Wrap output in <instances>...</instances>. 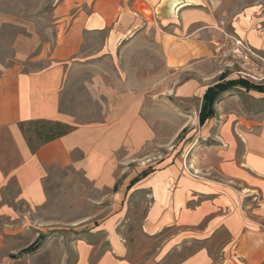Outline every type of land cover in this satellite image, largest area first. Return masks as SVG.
Returning <instances> with one entry per match:
<instances>
[{"label":"rangeland","instance_id":"obj_1","mask_svg":"<svg viewBox=\"0 0 264 264\" xmlns=\"http://www.w3.org/2000/svg\"><path fill=\"white\" fill-rule=\"evenodd\" d=\"M64 1L0 0V73L10 67L28 72L49 64L56 9ZM68 1L71 12L92 11V2ZM172 6L170 3L168 13ZM144 28L131 40H123L120 44L128 47L113 56L94 51L104 32L87 34L81 53L67 68L59 103L69 114L72 122L67 125L72 128L101 122L107 97L97 94L94 98L85 85L98 77V82L118 91L142 95L147 113L144 123L151 131L143 141L139 138L142 131H136L133 147L115 150L113 156L119 162L113 163L110 171L116 180L114 185H100L89 178L87 172L95 168L92 163L51 166L43 179L44 198L34 204L20 198L16 180L9 179L0 189V264H80L81 241L93 250L91 264L105 250L120 254L127 264H177L201 247L209 253L208 264H264V254H259L264 244L243 246L239 236L234 237L225 228L217 229L208 240L188 244L172 237L177 232L175 226L150 230L145 220L150 193L142 186L133 190L153 172H172L168 188L173 190L178 185L179 152L182 169L195 175L200 170L192 168V159L203 165L207 149L213 146L226 151L228 159L231 149L237 162L247 161L249 150L257 149L255 144L264 149V92L243 84L232 85L219 93L213 116L199 122L203 95L209 87L239 79L264 86V53L254 52L245 40L230 37L228 29L223 28L218 30L221 35H214L213 51H202L199 60L182 66L167 67L160 49L159 27L154 24ZM236 40L252 51L249 60L242 58ZM187 81H194V89L177 97L175 88ZM35 128L28 125L27 134L34 136ZM0 148V167L6 172L18 162V155L5 127H0ZM212 173L216 178L223 177L217 171ZM248 178L243 183L230 182L231 188L244 193L240 202L250 205L244 214L257 221L253 223L255 228L264 233V217L256 212L261 188ZM245 225L242 232L249 230ZM30 244L35 251L24 250ZM238 247L246 248V252Z\"/></svg>","mask_w":264,"mask_h":264},{"label":"crops","instance_id":"obj_2","mask_svg":"<svg viewBox=\"0 0 264 264\" xmlns=\"http://www.w3.org/2000/svg\"><path fill=\"white\" fill-rule=\"evenodd\" d=\"M89 2H92L90 12L69 11L68 0L56 9V34L46 67L28 72L10 67L0 73V127L9 131L18 155V162L9 170L3 172L0 167V189L14 178L19 197L34 204L41 203L44 198L43 179L51 166L65 168L72 164L92 163L95 168L88 171L87 176L100 185H114L116 180L110 171L112 164L119 162L113 156L115 150L133 147L136 131H142L141 141L151 131L144 123L147 113L143 110L146 105L141 94L118 91L93 77L92 82L87 81L85 85L94 98L97 94L107 97L105 118L99 123L75 125L36 151L30 149L19 128L20 122L41 119L65 124L72 122L69 114L61 110L59 96L67 68L72 65L70 61H75L81 53L87 34L104 32L100 46L94 51L113 56L128 47V44H120L123 40H131L145 26L155 24L160 29V49L167 67L182 66L199 60L202 51L204 54L213 51L214 35L220 34L218 30L223 28L228 29L230 37L245 40L254 52L264 53V0H81L79 3ZM170 3L173 6L168 13ZM206 35L210 38H205ZM193 82L177 85L174 94L177 97L190 94L194 89ZM255 147L256 151L249 150L247 161L237 162L231 149L229 154L233 157L228 159L226 151L213 146L207 149L208 156L203 165L192 159V168L200 170V173L195 171V175L182 169L183 159L179 152V173L175 171L178 185L173 190L168 188L172 172H153L133 189L142 186L150 193L151 203L145 216L147 227L159 231L175 226L177 232L172 237L185 244L203 242L217 229L225 228L234 237L239 236L243 246L246 243L263 245L264 233L254 226L258 222L244 214L250 206L240 202L244 193L234 192L231 188L232 183L245 182L249 174L248 179L261 188L262 198L256 212L264 217V149L260 144ZM75 153L79 156L75 157ZM213 171L223 177L216 178ZM244 225L249 230L242 232ZM81 242L79 263L91 264L93 250L85 245L87 242ZM238 248L246 252V248ZM259 254H264V247L260 248ZM237 255L243 259L240 253ZM209 259L207 249L201 247L177 264H208ZM95 264L127 263L120 254L105 250Z\"/></svg>","mask_w":264,"mask_h":264},{"label":"trees","instance_id":"obj_3","mask_svg":"<svg viewBox=\"0 0 264 264\" xmlns=\"http://www.w3.org/2000/svg\"><path fill=\"white\" fill-rule=\"evenodd\" d=\"M243 84L244 86H248L249 89H254L256 91L264 92V86L260 84H249L246 81L239 79V80H231L225 83L216 84L213 87H209L203 95L202 105L199 111V122L202 124L206 119L210 118L214 114L213 104L215 100L218 98L219 93L224 91L225 89L229 88L235 84ZM35 125L36 128L34 129V136H29L27 134V127L28 125ZM19 128L23 132L27 144L29 145L32 151H36L39 146L42 144L49 142L55 138H58L65 133L71 130V126L67 124H63L59 121H50V120H30L27 122H20ZM145 174V173H143ZM136 179H134L135 181ZM132 181V182H134ZM35 251V247L30 244L24 250ZM12 256V255H11Z\"/></svg>","mask_w":264,"mask_h":264},{"label":"built area","instance_id":"obj_4","mask_svg":"<svg viewBox=\"0 0 264 264\" xmlns=\"http://www.w3.org/2000/svg\"><path fill=\"white\" fill-rule=\"evenodd\" d=\"M236 44L240 47V48H242L241 49V54H242V58L244 59V60H249V56H248V53L249 54H253L252 53V51L249 49V48H247L245 45H243V43L240 41V40H236ZM239 48V49H240Z\"/></svg>","mask_w":264,"mask_h":264}]
</instances>
